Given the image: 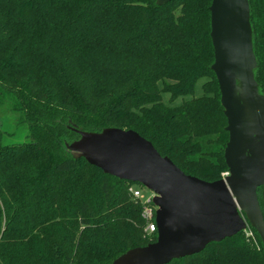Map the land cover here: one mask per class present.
I'll return each instance as SVG.
<instances>
[{"label": "trees", "instance_id": "1", "mask_svg": "<svg viewBox=\"0 0 264 264\" xmlns=\"http://www.w3.org/2000/svg\"><path fill=\"white\" fill-rule=\"evenodd\" d=\"M211 1L0 0V110L29 139L0 144V264H112L156 241L131 191L144 188L73 159V129L132 130L185 175L227 173ZM248 5L264 96V0ZM250 231L168 264H264Z\"/></svg>", "mask_w": 264, "mask_h": 264}, {"label": "water", "instance_id": "2", "mask_svg": "<svg viewBox=\"0 0 264 264\" xmlns=\"http://www.w3.org/2000/svg\"><path fill=\"white\" fill-rule=\"evenodd\" d=\"M209 11L211 70L227 121V176L206 182L185 175L132 130L73 129L79 139L65 146L73 159H84L104 174L139 184L153 194L156 241L128 250L112 264H168L244 232L247 225L256 230L264 247V219L257 198L261 188L264 208V96L253 75L256 60L248 0H212Z\"/></svg>", "mask_w": 264, "mask_h": 264}, {"label": "rangeland", "instance_id": "3", "mask_svg": "<svg viewBox=\"0 0 264 264\" xmlns=\"http://www.w3.org/2000/svg\"><path fill=\"white\" fill-rule=\"evenodd\" d=\"M26 129L23 127L16 126L13 116L9 114H3L0 110V144L1 145H22L29 142L26 137ZM132 189H138L136 186ZM145 196L151 195L152 193L146 189H139ZM261 204L262 203V189L260 190ZM262 211V210H261ZM264 211V208H263ZM262 211V215H263ZM241 216L245 219L243 213ZM264 219V215H263ZM250 225H247V232L250 233ZM260 238V237H259Z\"/></svg>", "mask_w": 264, "mask_h": 264}, {"label": "built area", "instance_id": "4", "mask_svg": "<svg viewBox=\"0 0 264 264\" xmlns=\"http://www.w3.org/2000/svg\"><path fill=\"white\" fill-rule=\"evenodd\" d=\"M228 173H224L222 178L227 176ZM134 199H137L141 202L142 205V218L146 222L144 232L147 235H151L157 232V227L155 223V212L156 207L152 203L153 194L145 196L141 193L139 189H131Z\"/></svg>", "mask_w": 264, "mask_h": 264}, {"label": "flooded vegetation", "instance_id": "5", "mask_svg": "<svg viewBox=\"0 0 264 264\" xmlns=\"http://www.w3.org/2000/svg\"><path fill=\"white\" fill-rule=\"evenodd\" d=\"M260 190H261V188H259V189L257 190V192L260 191Z\"/></svg>", "mask_w": 264, "mask_h": 264}]
</instances>
